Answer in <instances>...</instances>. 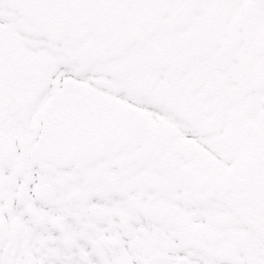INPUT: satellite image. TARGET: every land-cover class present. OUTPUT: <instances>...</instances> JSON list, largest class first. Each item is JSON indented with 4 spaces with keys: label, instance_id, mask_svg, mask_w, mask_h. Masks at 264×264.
Here are the masks:
<instances>
[{
    "label": "snow or ice",
    "instance_id": "6c2138e0",
    "mask_svg": "<svg viewBox=\"0 0 264 264\" xmlns=\"http://www.w3.org/2000/svg\"><path fill=\"white\" fill-rule=\"evenodd\" d=\"M0 264H264V0H0Z\"/></svg>",
    "mask_w": 264,
    "mask_h": 264
}]
</instances>
